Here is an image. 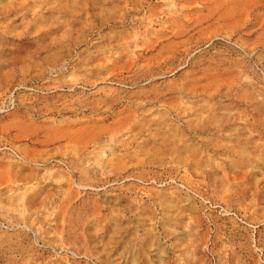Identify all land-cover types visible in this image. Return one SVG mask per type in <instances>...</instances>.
I'll return each instance as SVG.
<instances>
[{
    "label": "rangeland",
    "instance_id": "1",
    "mask_svg": "<svg viewBox=\"0 0 264 264\" xmlns=\"http://www.w3.org/2000/svg\"><path fill=\"white\" fill-rule=\"evenodd\" d=\"M0 264H264V0H0Z\"/></svg>",
    "mask_w": 264,
    "mask_h": 264
}]
</instances>
